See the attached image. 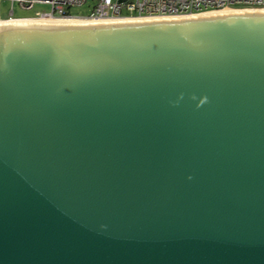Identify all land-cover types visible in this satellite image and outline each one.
Wrapping results in <instances>:
<instances>
[{
	"label": "water",
	"instance_id": "obj_1",
	"mask_svg": "<svg viewBox=\"0 0 264 264\" xmlns=\"http://www.w3.org/2000/svg\"><path fill=\"white\" fill-rule=\"evenodd\" d=\"M0 264H264V9L0 23Z\"/></svg>",
	"mask_w": 264,
	"mask_h": 264
},
{
	"label": "built area",
	"instance_id": "obj_2",
	"mask_svg": "<svg viewBox=\"0 0 264 264\" xmlns=\"http://www.w3.org/2000/svg\"><path fill=\"white\" fill-rule=\"evenodd\" d=\"M2 1V0H0ZM9 13L12 5L31 8L34 4H47L49 12H37L31 19L87 20L103 21L129 18L177 17L229 9H264V0H8ZM91 2L87 16H74L69 13L73 6ZM21 17H7L19 19ZM25 18V17H24ZM2 20V19H0Z\"/></svg>",
	"mask_w": 264,
	"mask_h": 264
},
{
	"label": "rangeland",
	"instance_id": "obj_3",
	"mask_svg": "<svg viewBox=\"0 0 264 264\" xmlns=\"http://www.w3.org/2000/svg\"><path fill=\"white\" fill-rule=\"evenodd\" d=\"M91 2H85L82 5L73 6L69 9V13L74 16H87L91 11ZM10 1L8 0H2L0 1V18H6V17H21V18H29L34 17L37 12H49V5L47 4H34L31 8H21L18 6L17 3H14L12 5V13H9L10 9Z\"/></svg>",
	"mask_w": 264,
	"mask_h": 264
},
{
	"label": "bare ground",
	"instance_id": "obj_4",
	"mask_svg": "<svg viewBox=\"0 0 264 264\" xmlns=\"http://www.w3.org/2000/svg\"><path fill=\"white\" fill-rule=\"evenodd\" d=\"M232 9V8H231ZM240 9H246V8H240ZM226 11H230L229 8H223L221 10H217V11H210V12H205V13H214V12H226ZM136 19H143V18H136ZM9 21H55V22H64V21H84V20H57V19H21V20H0V23H4V22H9Z\"/></svg>",
	"mask_w": 264,
	"mask_h": 264
},
{
	"label": "crops",
	"instance_id": "obj_5",
	"mask_svg": "<svg viewBox=\"0 0 264 264\" xmlns=\"http://www.w3.org/2000/svg\"><path fill=\"white\" fill-rule=\"evenodd\" d=\"M0 19L5 20V19H7V17L6 18H0Z\"/></svg>",
	"mask_w": 264,
	"mask_h": 264
}]
</instances>
